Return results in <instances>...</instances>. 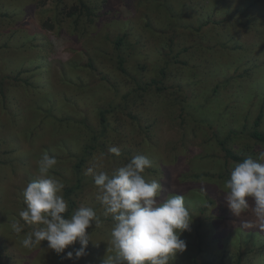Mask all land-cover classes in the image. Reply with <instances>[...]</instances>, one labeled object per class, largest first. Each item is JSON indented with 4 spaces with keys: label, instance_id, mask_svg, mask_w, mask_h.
Wrapping results in <instances>:
<instances>
[{
    "label": "rangeland",
    "instance_id": "obj_1",
    "mask_svg": "<svg viewBox=\"0 0 264 264\" xmlns=\"http://www.w3.org/2000/svg\"><path fill=\"white\" fill-rule=\"evenodd\" d=\"M253 129L264 132V0H0V264H103L114 255L112 218L85 175L101 155L109 174L145 155L153 164L145 179L159 180L163 195L184 196L187 247L170 264H194L197 219L207 241L200 258L234 264L240 253V264H264V231L244 227L251 214L236 218L224 201L239 161L219 142L255 159L264 142ZM45 153L65 185V217L85 205L102 222L86 230L92 241L78 261L47 241L21 244L36 227L18 215L23 189Z\"/></svg>",
    "mask_w": 264,
    "mask_h": 264
},
{
    "label": "clouds",
    "instance_id": "obj_2",
    "mask_svg": "<svg viewBox=\"0 0 264 264\" xmlns=\"http://www.w3.org/2000/svg\"><path fill=\"white\" fill-rule=\"evenodd\" d=\"M108 151L116 157L121 149L112 146ZM103 155L93 158L85 175L93 178L95 199L111 216L110 247L114 255L107 256L103 264H170L178 253L186 250L182 233L190 230L192 218L185 206L183 195H163V184L157 179L146 180L145 170L153 166L145 155L133 156L126 164L110 174L103 168ZM57 164L47 153L38 161L39 173L23 189L26 207L18 213L33 231L24 235L21 244L34 248L47 241V248L56 254H65L78 261L86 256L91 234L86 230L101 226L96 211L81 205L70 216L68 201L62 192L64 183L49 170ZM224 201L236 218L249 213L253 220H244V227L264 231V151L257 158L251 156L234 162L230 178L224 182ZM12 230L20 234L23 225L11 223ZM78 242L80 247L65 253V249Z\"/></svg>",
    "mask_w": 264,
    "mask_h": 264
},
{
    "label": "trees",
    "instance_id": "obj_3",
    "mask_svg": "<svg viewBox=\"0 0 264 264\" xmlns=\"http://www.w3.org/2000/svg\"><path fill=\"white\" fill-rule=\"evenodd\" d=\"M194 4V3H193ZM123 37L120 36L118 37L116 40H115V46L116 48L119 47V45L121 44V41H122ZM171 48H172V43L171 45H169ZM173 49V48H172ZM171 49V50H172ZM118 66L119 68L122 70V71H125V69L123 68L122 66V61L119 60V63H118ZM105 113H106V110L104 109H101L99 111V119H100V126L102 128L105 127L106 125V117H105ZM260 118L261 116L258 115L255 119V126H257L259 124V121H260ZM250 136L253 137L254 139L256 140H259V141H262L264 142V132L258 130V129H253L251 132H250ZM220 142V145L223 149V151L225 152V155L228 157V158H231L235 161H242L245 157L241 156V155H238L236 153H234L230 148L226 147L224 145V142L223 141H219ZM94 148V145L93 144H88L86 145L85 147V150L84 152L86 153H90L91 150ZM79 167H80V163L79 164H76V171L79 173ZM68 193H69V189L65 192L66 196H68ZM205 216V219L206 220H211L209 218L208 215H204ZM199 219L195 220L196 224L194 225V227L192 228L194 234H195V238L197 239L196 242H195V247L197 249V252L193 253L191 256H192V262L194 264H225L224 263V260L222 259H219V260H216L215 257H210V256H207V257H202L200 258L199 257V252L202 251V248H203V245L207 243L206 239H205V235H204V232H203V229L201 228V223L203 222H199L198 221ZM205 221V220H204ZM206 223H208V221H206ZM241 254L238 253V257L235 261L234 264H240V256Z\"/></svg>",
    "mask_w": 264,
    "mask_h": 264
}]
</instances>
